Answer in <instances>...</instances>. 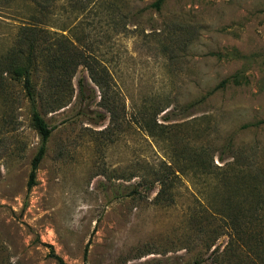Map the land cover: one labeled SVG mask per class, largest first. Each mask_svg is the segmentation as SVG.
<instances>
[{
	"label": "rangeland",
	"instance_id": "rangeland-1",
	"mask_svg": "<svg viewBox=\"0 0 264 264\" xmlns=\"http://www.w3.org/2000/svg\"><path fill=\"white\" fill-rule=\"evenodd\" d=\"M153 1L0 0V264H57L48 245L66 264L205 258L189 216L222 190L226 146L264 160V124L242 127L264 117V0ZM29 42L52 128L30 188L40 137L3 62L25 63ZM200 149L206 173L177 172L173 201L156 202L154 173Z\"/></svg>",
	"mask_w": 264,
	"mask_h": 264
},
{
	"label": "trees",
	"instance_id": "trees-1",
	"mask_svg": "<svg viewBox=\"0 0 264 264\" xmlns=\"http://www.w3.org/2000/svg\"><path fill=\"white\" fill-rule=\"evenodd\" d=\"M166 0H154L152 6L159 9ZM23 38H26L23 35ZM23 40V39H22ZM33 42H29V50L25 55V63L21 61L22 53L18 50V55L10 52L8 59H4V70L14 77L20 79L25 95L31 106V126L36 130L40 137V144L31 159V168L29 172L27 186L30 188L35 183V174L45 152V142L50 136L52 128L46 123L35 105V93L33 91V82L31 75L35 69V52L33 51ZM13 53V54H12ZM50 54H47L49 57ZM83 63V55L76 56ZM58 58V57H57ZM56 57L52 53V63ZM60 71L66 70L70 62L64 58L60 59ZM79 62V63H80ZM78 63V62H75ZM75 66L71 68V74ZM90 78L100 89L105 82L104 77L99 79L90 73ZM227 79H222L218 86H223ZM106 110L113 115V108L109 103H105ZM264 124V117L257 121L242 125L243 128L258 127ZM231 151L232 160L225 163L220 169L221 175L217 176L221 180L218 187L222 190L208 194V207L197 212L190 213V220L195 224V232L201 238L199 241L201 247L208 251L207 257H198L191 260L188 264H264V160L255 158L259 148L234 147L232 143L226 146ZM180 151L172 158L178 161L188 158L187 161H181L182 165L171 167L165 165V170H158L154 173L152 182L158 183V189L154 196L156 202L171 203L174 199L173 188L178 178L176 174H183L187 167L193 168V171L206 173L205 164L202 159L206 156L204 151L194 150L190 154L186 151ZM180 158V159H179ZM212 159V158H211ZM225 240L222 244L217 243L220 237ZM49 254L54 258L57 264H66L65 261L54 253L51 245ZM205 260L208 261L205 263Z\"/></svg>",
	"mask_w": 264,
	"mask_h": 264
}]
</instances>
